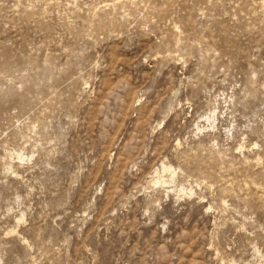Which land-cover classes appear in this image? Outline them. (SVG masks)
Returning a JSON list of instances; mask_svg holds the SVG:
<instances>
[{
    "label": "rangeland",
    "instance_id": "obj_1",
    "mask_svg": "<svg viewBox=\"0 0 264 264\" xmlns=\"http://www.w3.org/2000/svg\"><path fill=\"white\" fill-rule=\"evenodd\" d=\"M0 264H264V0H0Z\"/></svg>",
    "mask_w": 264,
    "mask_h": 264
}]
</instances>
